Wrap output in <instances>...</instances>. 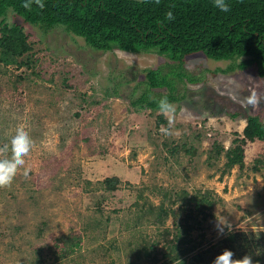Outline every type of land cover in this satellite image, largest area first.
<instances>
[{
  "label": "rangeland",
  "instance_id": "rangeland-1",
  "mask_svg": "<svg viewBox=\"0 0 264 264\" xmlns=\"http://www.w3.org/2000/svg\"><path fill=\"white\" fill-rule=\"evenodd\" d=\"M3 19L21 26L31 63L28 69L0 63V147L20 126L33 144L11 185L0 188V264H148L135 260V250L153 240L164 252L161 231L172 235L185 214L177 202L162 225L138 219L163 191L200 192L213 201L206 219L196 217L198 228L188 222L199 249L227 232L264 237V141L247 142L242 168L227 174H220L222 157L209 166L206 160L210 144L225 150L241 137L245 117L264 123V78L252 67L223 73L230 62L185 57L182 70L197 82L176 85L172 122L162 114L165 127H156L159 112L132 108L127 98L144 89V70L166 73L174 65L166 58L96 52L60 28L25 24L10 10ZM115 83L117 97L110 95ZM108 177L118 179L111 192L101 184ZM67 237L79 245L62 255L58 240ZM156 255L153 264H164Z\"/></svg>",
  "mask_w": 264,
  "mask_h": 264
},
{
  "label": "trees",
  "instance_id": "trees-1",
  "mask_svg": "<svg viewBox=\"0 0 264 264\" xmlns=\"http://www.w3.org/2000/svg\"><path fill=\"white\" fill-rule=\"evenodd\" d=\"M24 2L0 0V63L4 68L28 69L31 63L28 55L31 48L21 26L4 23L3 17L10 10L25 24L42 30L60 28L96 52L115 49L133 54L155 53L173 63L166 73L160 69L143 71L144 89L135 98H127L132 108L159 112L157 101L161 98L167 97L170 103L178 101L176 85L197 82L182 70L184 58L196 53L215 62H230L223 73L234 68L245 70L252 67L258 78H264V0H225L230 9L228 12L214 7L213 0H160L158 5L154 0H42L43 9L33 0L30 10L22 7ZM168 11H172L175 17L171 21L165 19ZM16 78L22 82L20 76ZM117 87L118 83H115L110 88V95L118 96ZM155 125L165 127L160 112L155 116ZM254 141H264V123L256 116H247L241 137L233 139L229 148L224 150L218 144H210L207 165L211 159L222 157L224 162L220 174H227L233 167L241 169L243 147ZM174 151L176 148L169 150L170 153ZM190 153L194 154V151ZM101 184L104 191L111 192L116 189L118 179L104 178ZM161 195L162 200L156 207L145 203L146 207L140 210L138 219L150 225H162L168 215H173L171 206L178 202L180 209H185L181 225L177 224L172 235L164 229L161 231L164 252L156 251L157 241H145L135 250V260L143 257L148 264H153L158 261V254L164 264L173 261H178L176 264H212L215 257L227 249L233 252V259L249 255L253 264H264L262 233L256 236L227 232L216 244L203 249L189 239L187 234L192 228L188 222L198 228L196 217L204 220L209 215L213 201L208 195L195 192L188 196L182 190L177 193L163 191ZM165 200L168 208L164 207ZM58 241L63 245L62 255L72 253L79 245L78 240L70 237L59 238ZM193 251L196 252L187 256Z\"/></svg>",
  "mask_w": 264,
  "mask_h": 264
},
{
  "label": "clouds",
  "instance_id": "clouds-1",
  "mask_svg": "<svg viewBox=\"0 0 264 264\" xmlns=\"http://www.w3.org/2000/svg\"><path fill=\"white\" fill-rule=\"evenodd\" d=\"M35 4L43 9L44 4L42 0H34ZM158 5L160 0H154ZM33 0H25L22 7L30 10ZM213 6L218 8L222 12H228L229 5L225 0H213ZM175 17L172 11L165 13V19L168 21L173 20ZM251 102V101H250ZM158 111L165 115L169 119V123L172 122V113H174V106L167 100V97H163L157 101ZM165 134H169L167 128L162 129ZM32 140L28 131L23 126L17 128L15 135L12 137L9 143L0 147V188L9 187L17 175L18 169L23 168L25 165V157H27L32 148ZM10 154V155H9ZM28 170H24L23 175L27 176ZM233 252L225 249L221 254L215 257L212 264H253L252 257L245 255L240 259H233Z\"/></svg>",
  "mask_w": 264,
  "mask_h": 264
}]
</instances>
